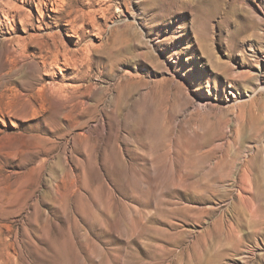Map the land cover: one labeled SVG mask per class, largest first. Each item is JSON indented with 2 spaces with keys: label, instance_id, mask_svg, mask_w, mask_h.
Segmentation results:
<instances>
[{
  "label": "rangeland",
  "instance_id": "rangeland-1",
  "mask_svg": "<svg viewBox=\"0 0 264 264\" xmlns=\"http://www.w3.org/2000/svg\"><path fill=\"white\" fill-rule=\"evenodd\" d=\"M0 264H264V0H0Z\"/></svg>",
  "mask_w": 264,
  "mask_h": 264
},
{
  "label": "bare ground",
  "instance_id": "bare-ground-1",
  "mask_svg": "<svg viewBox=\"0 0 264 264\" xmlns=\"http://www.w3.org/2000/svg\"><path fill=\"white\" fill-rule=\"evenodd\" d=\"M67 61V60H66Z\"/></svg>",
  "mask_w": 264,
  "mask_h": 264
}]
</instances>
